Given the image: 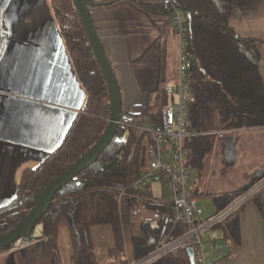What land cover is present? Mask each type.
Returning a JSON list of instances; mask_svg holds the SVG:
<instances>
[{
  "label": "trees",
  "instance_id": "16d2710c",
  "mask_svg": "<svg viewBox=\"0 0 264 264\" xmlns=\"http://www.w3.org/2000/svg\"><path fill=\"white\" fill-rule=\"evenodd\" d=\"M86 1L93 5L129 1L149 14L168 17L170 26L173 12L181 14L184 43L193 56L186 103V130L193 136L185 140L186 165L196 176H200L205 160L215 151L220 149L225 156L231 154L237 136L264 131V81L259 71L257 41L242 38L229 27L233 12L252 9L258 0H165L161 4L134 0ZM49 3L67 58L83 90L84 105L60 145L36 167L23 171L13 199L0 207V238L17 228L32 208L34 198L100 139L110 117L108 91L71 0H49ZM6 37V28L1 24V39ZM171 101L163 89L155 108L123 114L157 124L162 108ZM149 144L146 134L118 126L97 161L55 194L50 208L35 225L42 226L37 240L55 247L59 229L65 228L72 253L70 264H97L91 234L99 226L109 227L112 233L113 242L106 248L108 258L116 255V251L127 254L125 247L129 240L131 260L136 261L155 250L164 227L171 225L172 205L167 195L153 196L149 186L135 187L140 172L146 167L142 154L148 157ZM263 177L264 169L254 171L252 183L241 192L210 195L213 204L218 205L216 211ZM114 185L125 188L121 199ZM191 193L198 198L195 188ZM251 201L264 219V188ZM134 206L153 216L139 223L136 233L130 222ZM219 227L224 239L239 245L238 213L215 228ZM34 230L35 227L32 237ZM17 243L8 245L0 254ZM128 263L125 259L120 264ZM154 264H190L187 248L175 255H166Z\"/></svg>",
  "mask_w": 264,
  "mask_h": 264
},
{
  "label": "crops",
  "instance_id": "0c3cea01",
  "mask_svg": "<svg viewBox=\"0 0 264 264\" xmlns=\"http://www.w3.org/2000/svg\"><path fill=\"white\" fill-rule=\"evenodd\" d=\"M134 1L161 4L165 0ZM2 3L0 0V207L13 199L23 171L37 166L60 145L84 105V93L59 37L49 0H8L4 9ZM89 12L117 78L123 113H142L157 102L156 107L162 90L176 83L178 44L170 19L149 14L129 1L94 4ZM1 23L6 28L5 40L1 39ZM229 27L238 36L257 41L264 81V0H258L252 9L233 12ZM234 165L233 160L230 167ZM225 174L229 179L223 186L207 176L206 185L200 183L199 175L193 182L198 197L210 200L212 214L218 205L210 195L239 193L252 183L247 181L242 187L234 175ZM237 213L239 245L221 234V241L232 243V251L218 254L219 245L212 241L210 251L215 258L209 261L215 264L223 256L227 259L219 264H264V219L252 201ZM38 238L28 245L18 242L1 253L0 264H63L58 241L55 247H48Z\"/></svg>",
  "mask_w": 264,
  "mask_h": 264
},
{
  "label": "built area",
  "instance_id": "2783aa9c",
  "mask_svg": "<svg viewBox=\"0 0 264 264\" xmlns=\"http://www.w3.org/2000/svg\"><path fill=\"white\" fill-rule=\"evenodd\" d=\"M171 26L178 44L177 76L175 85L166 86L164 90L172 101L162 108L157 124L136 116H125L118 121V126L148 136V167L140 172L135 187L142 189L154 184L165 187L172 205L171 225L169 228L164 227L155 250L128 264H154L166 255H175L182 248L192 249L194 264H211L205 257L202 234L223 224L264 188L263 177L223 209L204 216L198 199L191 193L196 172L186 165L188 150L185 148V140L193 136L186 130L187 82L193 56L186 49L181 14L177 11L173 12ZM114 187L119 192L118 199H121L125 188L118 185ZM181 229L182 233H179ZM231 251L230 242L216 247L218 254Z\"/></svg>",
  "mask_w": 264,
  "mask_h": 264
},
{
  "label": "rangeland",
  "instance_id": "374dc122",
  "mask_svg": "<svg viewBox=\"0 0 264 264\" xmlns=\"http://www.w3.org/2000/svg\"><path fill=\"white\" fill-rule=\"evenodd\" d=\"M169 85L173 86V82H171ZM156 103L157 102H155L154 104H150L148 108H152L147 109L146 111L155 108L154 106ZM261 141H264L263 131L244 133L239 135V137L237 136L234 144V151H232L231 154L225 156L219 149L213 154L209 155L205 160L203 169L200 173V183L202 185H206L207 181L205 176H207L208 180H210L211 178L212 180L217 179V183H220L223 186L229 179V176L225 174L226 172H228V174L234 175V180L237 181L238 184L242 187L247 181L248 183H251V174H253L254 171L264 169V160L262 158L264 157V144H262ZM142 159L144 161V164L146 165V169L148 167L149 159L145 153L142 154ZM225 160L227 161L224 162ZM233 160L235 161V165L233 167H230V162ZM244 173H247V177L243 176ZM148 188L151 190L153 196L157 197L160 195H166V189L162 184H154L149 186ZM197 199L204 215L208 216L214 212V209L211 208L212 204L209 199L204 197H198ZM131 211L130 222L134 233L137 232L139 223L143 222L144 220H150L153 218V216L146 212L143 208L134 206L131 208ZM41 230V225L35 226L33 238L39 237ZM220 230L221 229L219 227L213 230L205 231L202 234L205 257L207 260L211 259L213 261V259L215 258V254L210 251V243H212V241H216L215 243H217L219 246H222V244L225 243L223 240L221 241L222 233ZM91 236L94 243V253L96 256L97 264H120L121 261L125 259L128 260V262H134V260L130 259L132 256V250L129 238V241L125 247V250H127V254L116 251V255H112V258H107L106 248L113 242L110 228L107 226L96 227L93 229ZM57 241L58 250L61 254L63 264H70L69 257L72 253H70L69 256L70 245L68 233L65 228L59 229ZM225 259L227 258H224L223 256L218 257V260L215 262V264H219Z\"/></svg>",
  "mask_w": 264,
  "mask_h": 264
},
{
  "label": "water",
  "instance_id": "95a60500",
  "mask_svg": "<svg viewBox=\"0 0 264 264\" xmlns=\"http://www.w3.org/2000/svg\"><path fill=\"white\" fill-rule=\"evenodd\" d=\"M7 1L8 0H3L1 6L2 9L5 8ZM71 2L82 26L84 36L87 40L94 61L96 62L99 72L103 76L108 91L110 117L106 129L100 139L83 156L74 162L68 170L53 180L38 196L34 198L32 208L27 212L25 218L17 228L0 238V251L10 244L19 242V245H28L31 241H34L35 238L32 237L33 229L50 208L54 201L55 194L63 189L84 169L92 166L97 161L99 155L114 137L118 127V121L125 117L122 111V98L117 78L112 71L111 64L104 52L100 35L90 16L89 9L94 5L86 0H71ZM187 253L190 264H194L192 249H187Z\"/></svg>",
  "mask_w": 264,
  "mask_h": 264
},
{
  "label": "bare ground",
  "instance_id": "6f19581e",
  "mask_svg": "<svg viewBox=\"0 0 264 264\" xmlns=\"http://www.w3.org/2000/svg\"><path fill=\"white\" fill-rule=\"evenodd\" d=\"M2 22V21H1ZM2 25H3V23H1ZM63 42V41H62ZM65 43V42H64ZM85 107V106H84ZM82 111H83V109H82ZM259 226V225H258ZM179 251V250H178ZM57 252V251H56Z\"/></svg>",
  "mask_w": 264,
  "mask_h": 264
}]
</instances>
